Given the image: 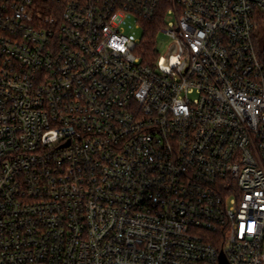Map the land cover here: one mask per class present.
Segmentation results:
<instances>
[{"label":"built area","instance_id":"built-area-1","mask_svg":"<svg viewBox=\"0 0 264 264\" xmlns=\"http://www.w3.org/2000/svg\"><path fill=\"white\" fill-rule=\"evenodd\" d=\"M162 4L0 0V264H264V0Z\"/></svg>","mask_w":264,"mask_h":264},{"label":"trees","instance_id":"trees-1","mask_svg":"<svg viewBox=\"0 0 264 264\" xmlns=\"http://www.w3.org/2000/svg\"><path fill=\"white\" fill-rule=\"evenodd\" d=\"M169 3H170V0H163L162 8L157 18L154 21L145 23L144 25L142 47H141V51L139 52V55L141 56L142 60L145 63L153 62L159 54L156 50V39H157V35L159 34V29L165 23V15H166L165 12L170 5ZM262 26H264V17L260 18L258 25L256 27V34H255L256 44L260 51V57L263 60L264 40L262 39L263 41L259 42V39L257 38L259 29Z\"/></svg>","mask_w":264,"mask_h":264},{"label":"rangeland","instance_id":"rangeland-1","mask_svg":"<svg viewBox=\"0 0 264 264\" xmlns=\"http://www.w3.org/2000/svg\"><path fill=\"white\" fill-rule=\"evenodd\" d=\"M172 19H168L170 21ZM126 35L131 37L133 40H137L139 42L142 41L144 29L143 27H137L136 20L133 17H129L126 21ZM264 26L259 29L257 34V38L259 42L264 40ZM263 39V40H262ZM172 45V41L163 33H159L156 39V50L160 56H166L168 54L169 48Z\"/></svg>","mask_w":264,"mask_h":264},{"label":"water","instance_id":"water-1","mask_svg":"<svg viewBox=\"0 0 264 264\" xmlns=\"http://www.w3.org/2000/svg\"><path fill=\"white\" fill-rule=\"evenodd\" d=\"M175 53V50H173V52H171V54H169V59L168 60H166V64L167 65H169V63H170V58H171V56L173 55ZM263 60H264V45H263ZM221 260H222V264H227L226 263V260H225V258L222 256L221 257Z\"/></svg>","mask_w":264,"mask_h":264}]
</instances>
